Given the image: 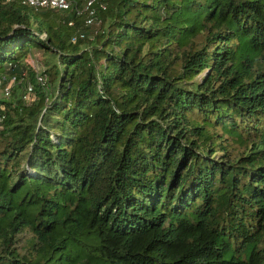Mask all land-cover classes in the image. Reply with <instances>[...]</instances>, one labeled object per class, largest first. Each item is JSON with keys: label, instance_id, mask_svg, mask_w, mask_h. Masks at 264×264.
Returning a JSON list of instances; mask_svg holds the SVG:
<instances>
[{"label": "trees", "instance_id": "16d2710c", "mask_svg": "<svg viewBox=\"0 0 264 264\" xmlns=\"http://www.w3.org/2000/svg\"><path fill=\"white\" fill-rule=\"evenodd\" d=\"M105 2L0 0V264H264V0Z\"/></svg>", "mask_w": 264, "mask_h": 264}, {"label": "built area", "instance_id": "2783aa9c", "mask_svg": "<svg viewBox=\"0 0 264 264\" xmlns=\"http://www.w3.org/2000/svg\"><path fill=\"white\" fill-rule=\"evenodd\" d=\"M5 1H11V0H5ZM21 2L22 4L31 7L33 9H46L50 11H58L60 13L62 12H75V16H82L83 22L85 25H93L97 21H99L98 18V12L104 11L107 8V4L105 0H17ZM67 24L69 26L75 25V20L73 18L68 19ZM41 38H45V34L42 33L40 35ZM84 37V34L82 32H78L77 34H73L71 37L72 41H76L77 38ZM36 79L41 82L42 77L39 75H36ZM14 82V78H11L8 82L9 84L6 85L3 88V94L7 97L10 95V88ZM2 83V80L0 78V85ZM26 94L24 95L25 99H28L29 94L32 92L31 85H27L26 87ZM0 110L3 111L4 107L0 105ZM2 116L0 115V119Z\"/></svg>", "mask_w": 264, "mask_h": 264}, {"label": "rangeland", "instance_id": "374dc122", "mask_svg": "<svg viewBox=\"0 0 264 264\" xmlns=\"http://www.w3.org/2000/svg\"><path fill=\"white\" fill-rule=\"evenodd\" d=\"M100 25V22L97 21L93 27H91L90 29H88L87 33H90L91 31H93L94 29H96L98 26ZM90 35V34H89ZM43 54H42V50L38 49L36 47H32L30 52L28 53V55L25 58V61L32 66L37 73H41V71L43 70V65H42V59H43ZM204 73L199 74L198 79H200ZM8 82H3L0 85V100H6V96L3 94V88L8 85ZM13 85V84H12ZM30 95V94H29ZM33 94L30 95V99L32 98ZM226 142H223L222 145H226L227 148L229 149V155L230 157H234V156H245L246 152V146L245 145H241V144H232L231 139H226ZM219 155L216 154L214 158H218ZM20 237V245L23 244L27 238L30 237V233L28 231L23 232L22 234L19 235ZM264 240V239H263Z\"/></svg>", "mask_w": 264, "mask_h": 264}]
</instances>
